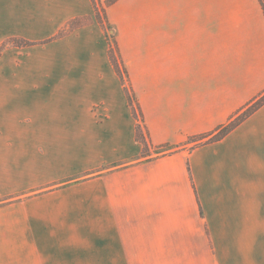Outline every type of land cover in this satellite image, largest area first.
Segmentation results:
<instances>
[{"label": "crops", "instance_id": "crops-1", "mask_svg": "<svg viewBox=\"0 0 264 264\" xmlns=\"http://www.w3.org/2000/svg\"><path fill=\"white\" fill-rule=\"evenodd\" d=\"M105 1L149 151L264 92L259 0ZM108 50L92 0H0V264H264V104L143 154Z\"/></svg>", "mask_w": 264, "mask_h": 264}, {"label": "trees", "instance_id": "trees-1", "mask_svg": "<svg viewBox=\"0 0 264 264\" xmlns=\"http://www.w3.org/2000/svg\"><path fill=\"white\" fill-rule=\"evenodd\" d=\"M115 1L116 0H107L104 2V6H108L112 3H114ZM259 1H260L261 6H262V9L264 11V0H259ZM92 2L94 4L95 17L106 32V39H107L108 45H109L108 54H109L110 62L114 68V71L116 72V74L118 75V77L120 78V80L124 86V91L126 93L128 106L131 110L132 116L137 121L136 140L142 144V147H143L142 153L146 154L149 152L148 144L146 141V137L143 133L142 119L140 116L138 106L134 100L133 94H132L129 86L127 85L126 70H125L122 62L120 61V59L118 57L114 37H113V35L108 33L110 28H109V25L106 21V18L104 16V14L103 15L100 14L99 7L97 5V0H92ZM18 44L26 45V43H18ZM263 104H264V92L260 96H258L254 101H252L247 107H245L242 111H240L234 117H232L230 119V121H228V123L218 127L215 131L208 133V134H204V135L189 137L186 140V142L180 147H169V146L156 147L155 150H159V149L161 150L160 152L157 153V155L158 154H169V153H173V152H176L178 150H181V149L191 150V149L196 148L200 145L218 141V140L222 139L230 131H232L235 127H237L241 122H243L248 116H250L253 112H255L258 108H260ZM67 184L68 183L63 184V186L67 185ZM2 204L3 203H0V205H2Z\"/></svg>", "mask_w": 264, "mask_h": 264}, {"label": "rangeland", "instance_id": "rangeland-1", "mask_svg": "<svg viewBox=\"0 0 264 264\" xmlns=\"http://www.w3.org/2000/svg\"><path fill=\"white\" fill-rule=\"evenodd\" d=\"M141 135V134H140ZM161 150L159 149V150H155V148H152V149H150V151H149V153L148 154H150V155H152V156H155V155H157V153L158 152H160Z\"/></svg>", "mask_w": 264, "mask_h": 264}]
</instances>
